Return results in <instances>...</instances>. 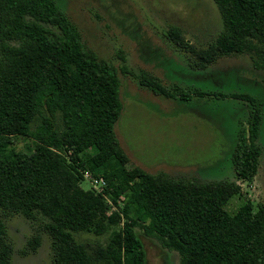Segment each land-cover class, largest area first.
Masks as SVG:
<instances>
[{
	"label": "trees",
	"instance_id": "trees-1",
	"mask_svg": "<svg viewBox=\"0 0 264 264\" xmlns=\"http://www.w3.org/2000/svg\"><path fill=\"white\" fill-rule=\"evenodd\" d=\"M214 1L223 28L213 43L197 49L177 27L170 39L196 57L192 68L247 54L264 70V0ZM125 31L142 59L173 81L167 86L142 70L139 83L155 95L186 104L194 96L247 103L246 122L228 107L206 110L219 111L222 121L231 115L236 180L178 178L136 165L122 171L130 158L115 126L128 67L119 69L89 48L58 0H0V264L13 257L5 222L12 214L38 226L27 242L32 251L41 245L40 231L50 236L58 264H148L138 228L177 252L178 264H264V204L247 199L235 212L227 209L242 194L239 180L251 182L259 170L264 81L234 68L196 73ZM197 82L215 89L196 88ZM21 138L31 140L27 150L18 149ZM86 173L105 181L102 190L83 186ZM79 233L104 236L106 244L91 250Z\"/></svg>",
	"mask_w": 264,
	"mask_h": 264
},
{
	"label": "rangeland",
	"instance_id": "rangeland-1",
	"mask_svg": "<svg viewBox=\"0 0 264 264\" xmlns=\"http://www.w3.org/2000/svg\"><path fill=\"white\" fill-rule=\"evenodd\" d=\"M58 1L78 25L89 48L119 69L125 65L130 70L126 75L121 73L124 110L115 126L120 145L130 158L122 171L136 165L151 173L165 171L178 178H195L201 181L236 180L229 161L233 149L231 115L229 119L222 121L225 117L222 118L219 111L206 110L212 106L224 109L228 107L238 111L239 119L246 122L247 103L230 97L222 100L210 99L209 96L199 99L194 96L192 104H186L178 99L155 95L139 83L142 70L158 76L167 86H172L173 81L154 62L142 59L138 42L125 31L131 29L133 33L146 38L152 48L159 50L163 54L162 58H170L175 64L196 73L234 68L246 77L264 81V70L256 69L247 54L223 56L207 65L203 71L192 68L197 63L196 57L179 49L168 36L170 30L177 27L197 49H206L223 28L215 1ZM195 87L210 91L214 88L203 82H197ZM206 102L208 107L203 106ZM226 114L228 117V113ZM259 144L262 155L258 173L251 182L239 180L242 194L230 200L227 209L231 212H235L247 199L256 204H264V133ZM29 146L30 139L21 138L18 142V149L27 150ZM83 186L97 191L103 188L101 182H93L87 173ZM5 222L14 247L11 264H58L53 259L51 238L46 232L40 231L42 242L37 250L32 251L27 246L29 238L39 231L34 222L20 214L5 217ZM138 232L147 251L148 264L179 263L180 255L177 252L164 248L158 238L147 235L141 228H138ZM76 238L95 251L99 245L106 244L104 236L91 233H79Z\"/></svg>",
	"mask_w": 264,
	"mask_h": 264
},
{
	"label": "built area",
	"instance_id": "built-area-1",
	"mask_svg": "<svg viewBox=\"0 0 264 264\" xmlns=\"http://www.w3.org/2000/svg\"><path fill=\"white\" fill-rule=\"evenodd\" d=\"M92 180H93V179H92ZM93 182H95V183H100V182H101L102 185H105V181H104L103 179H99V180H98V179H94ZM101 190H102V189H101Z\"/></svg>",
	"mask_w": 264,
	"mask_h": 264
}]
</instances>
